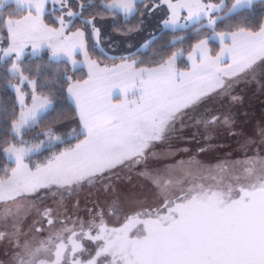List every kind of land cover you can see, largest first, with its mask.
Instances as JSON below:
<instances>
[{
    "label": "snow or ice",
    "instance_id": "obj_1",
    "mask_svg": "<svg viewBox=\"0 0 264 264\" xmlns=\"http://www.w3.org/2000/svg\"><path fill=\"white\" fill-rule=\"evenodd\" d=\"M258 3L0 0V264H264ZM221 129L238 158L201 159Z\"/></svg>",
    "mask_w": 264,
    "mask_h": 264
},
{
    "label": "rangeland",
    "instance_id": "obj_2",
    "mask_svg": "<svg viewBox=\"0 0 264 264\" xmlns=\"http://www.w3.org/2000/svg\"><path fill=\"white\" fill-rule=\"evenodd\" d=\"M154 26V21L150 22L145 32L140 33L139 35L133 36L130 41H125L123 38L113 36L109 41H106L105 47L107 44L115 43L116 46V55H120L123 52V49L127 47V44L130 42L133 47L132 51L139 47L143 40L148 38V33L152 31ZM0 40H2L0 38ZM111 54V53H110ZM240 92L244 97L243 104L236 109V124L237 129L251 132L252 129L264 118V93L260 92L255 87H246L244 85L240 86ZM114 98H119L118 92L114 94ZM181 147H191L195 150L198 147H205L206 145L201 140L200 137H197L195 141H189L187 143H181ZM222 146V147H220ZM209 151H207L200 158L209 161L211 163H216L217 158H228V155L232 153V159L238 158L235 153L237 150L236 140L233 139L228 132L221 129L209 142ZM214 149V150H213ZM4 248L0 246V260H7V257L3 255Z\"/></svg>",
    "mask_w": 264,
    "mask_h": 264
},
{
    "label": "trees",
    "instance_id": "obj_3",
    "mask_svg": "<svg viewBox=\"0 0 264 264\" xmlns=\"http://www.w3.org/2000/svg\"><path fill=\"white\" fill-rule=\"evenodd\" d=\"M257 11H259V3H258V0H257ZM156 34H157L160 42H163V41L168 40L171 37V35H172V33L167 32V31H165V33H160L159 30H157ZM176 35H179V32H177ZM0 38L3 39L4 37L2 35H0ZM135 50L136 49H134L133 51H135ZM69 127H71V125H69ZM3 163H4L3 157H0V168L3 167Z\"/></svg>",
    "mask_w": 264,
    "mask_h": 264
}]
</instances>
